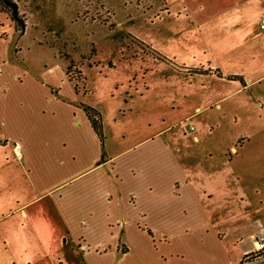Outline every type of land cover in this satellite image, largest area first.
I'll return each instance as SVG.
<instances>
[{
  "label": "crops",
  "instance_id": "crops-1",
  "mask_svg": "<svg viewBox=\"0 0 264 264\" xmlns=\"http://www.w3.org/2000/svg\"><path fill=\"white\" fill-rule=\"evenodd\" d=\"M148 5L169 20L166 41L179 43L178 51L191 44L183 54L170 50L168 57L189 61L190 53L201 59L184 65L190 74L240 82L244 89L264 77L228 68L259 58L228 49L240 41L220 32H241L247 42L248 29L257 23L261 28L264 0H148ZM9 40L0 37L3 167L14 164L31 194L20 200L17 215L14 210L5 215L15 220L4 247L19 253L34 247L56 254L59 264H69L68 255L70 264H237L255 249L256 231L249 232L251 246L235 245L233 222L239 216L230 209L239 188L227 174L199 166L196 157L182 154L178 136L162 138V130L114 151L82 107L87 102L68 69H25L8 58ZM15 49L17 58L21 47ZM229 95H211L207 105L220 107ZM232 149L239 151L235 145L227 151ZM45 200L47 209L40 205ZM26 261L35 264L31 257Z\"/></svg>",
  "mask_w": 264,
  "mask_h": 264
},
{
  "label": "rangeland",
  "instance_id": "rangeland-1",
  "mask_svg": "<svg viewBox=\"0 0 264 264\" xmlns=\"http://www.w3.org/2000/svg\"><path fill=\"white\" fill-rule=\"evenodd\" d=\"M14 1L28 26L20 35L10 15L1 11L0 2V37L10 39L5 46L12 54L17 45L21 47L17 58L12 54L8 58L25 69L67 68L80 98L101 113L105 143L114 151L131 147L160 130L162 138L166 134L172 139L178 136L182 154L193 155L199 166L216 168L238 185L230 209L239 216L233 222L235 245L251 246V231L259 238L264 235L259 224L264 225V77L254 84L247 82L244 89L240 82L190 74L184 65L198 64L201 59L190 53L189 61L168 57L170 50L183 54L191 44L181 45L183 50L178 51L179 43L166 41L169 20L160 11L154 12L148 0ZM174 29L179 33L177 27ZM220 32L226 39L232 36L240 41L225 47L259 58L258 62L246 61L244 66L232 62L228 68L245 69L251 77L264 76L260 23L248 29L247 42L241 32ZM228 94L220 107L207 105L211 95L222 98ZM199 105L202 110L197 112ZM232 145L238 147L237 153L227 151ZM6 153L0 142V264H26L30 257L35 264H59L53 258L56 254L48 256L34 247L23 253L17 247H4L3 238L15 220L5 219V215L13 210L17 215L20 200L31 194L14 164L3 167ZM40 205L47 209L48 200ZM256 255L246 264H264V252ZM67 261L72 263L71 255Z\"/></svg>",
  "mask_w": 264,
  "mask_h": 264
},
{
  "label": "trees",
  "instance_id": "trees-1",
  "mask_svg": "<svg viewBox=\"0 0 264 264\" xmlns=\"http://www.w3.org/2000/svg\"><path fill=\"white\" fill-rule=\"evenodd\" d=\"M0 2L2 4L1 11L6 12L10 15L11 19L15 23L16 30L20 32V35H23L26 32V28L28 25L26 22V17L22 14L21 9L19 8V4L14 0H0ZM231 79H236V77H232ZM82 107L88 113L93 126L100 135L103 143H105V135L103 132V120L101 113L94 107L87 104H82Z\"/></svg>",
  "mask_w": 264,
  "mask_h": 264
},
{
  "label": "built area",
  "instance_id": "built-area-1",
  "mask_svg": "<svg viewBox=\"0 0 264 264\" xmlns=\"http://www.w3.org/2000/svg\"><path fill=\"white\" fill-rule=\"evenodd\" d=\"M261 28L264 29V15L261 17ZM191 129L194 130L195 127L191 126ZM16 147H19V145L17 144ZM259 252H264V235L261 238H259V239L257 238L256 239L255 249L245 255V257L242 259V260H245V261L242 262V264H246V261H249V263H252L254 261V259H253L254 256H257L256 254L259 253ZM256 259L257 258H255V260Z\"/></svg>",
  "mask_w": 264,
  "mask_h": 264
}]
</instances>
